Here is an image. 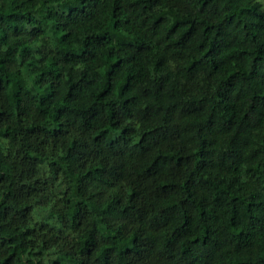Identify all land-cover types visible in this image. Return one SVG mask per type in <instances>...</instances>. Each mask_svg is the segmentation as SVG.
<instances>
[{
  "label": "trees",
  "instance_id": "trees-1",
  "mask_svg": "<svg viewBox=\"0 0 264 264\" xmlns=\"http://www.w3.org/2000/svg\"><path fill=\"white\" fill-rule=\"evenodd\" d=\"M0 264H264V0H0Z\"/></svg>",
  "mask_w": 264,
  "mask_h": 264
},
{
  "label": "rangeland",
  "instance_id": "rangeland-1",
  "mask_svg": "<svg viewBox=\"0 0 264 264\" xmlns=\"http://www.w3.org/2000/svg\"><path fill=\"white\" fill-rule=\"evenodd\" d=\"M40 217L35 216L34 221H39Z\"/></svg>",
  "mask_w": 264,
  "mask_h": 264
}]
</instances>
